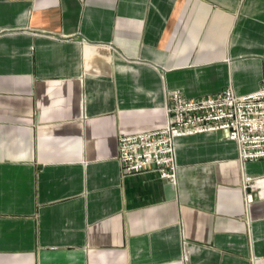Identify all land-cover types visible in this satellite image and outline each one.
<instances>
[{"label":"crops","instance_id":"1","mask_svg":"<svg viewBox=\"0 0 264 264\" xmlns=\"http://www.w3.org/2000/svg\"><path fill=\"white\" fill-rule=\"evenodd\" d=\"M262 83L264 0H0V264H264V159L225 131L179 137L175 184L117 159L168 89Z\"/></svg>","mask_w":264,"mask_h":264},{"label":"built area","instance_id":"2","mask_svg":"<svg viewBox=\"0 0 264 264\" xmlns=\"http://www.w3.org/2000/svg\"><path fill=\"white\" fill-rule=\"evenodd\" d=\"M166 122L160 128L118 136V162L124 173L156 171L172 184L177 181V140L181 136L225 131L238 144L243 162L264 159V83L248 94L228 85L214 94L186 97L182 90L165 93ZM244 201L264 199V174H244ZM186 258V241H182Z\"/></svg>","mask_w":264,"mask_h":264}]
</instances>
